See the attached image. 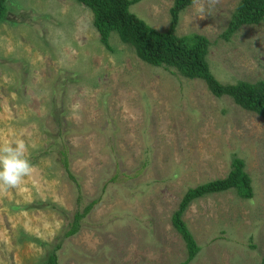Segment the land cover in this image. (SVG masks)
I'll return each mask as SVG.
<instances>
[{
    "label": "rangeland",
    "instance_id": "1",
    "mask_svg": "<svg viewBox=\"0 0 264 264\" xmlns=\"http://www.w3.org/2000/svg\"><path fill=\"white\" fill-rule=\"evenodd\" d=\"M240 0H195L177 36L209 41L222 85L264 79V22L221 38ZM173 0L130 12L165 32ZM0 23V264H180L171 217L189 189L244 162L253 198L234 191L192 203L183 221L190 264L264 262V120L201 80L142 63L132 48L99 42L75 0H7ZM65 151L69 169L62 166ZM97 201L64 238L74 215Z\"/></svg>",
    "mask_w": 264,
    "mask_h": 264
},
{
    "label": "trees",
    "instance_id": "2",
    "mask_svg": "<svg viewBox=\"0 0 264 264\" xmlns=\"http://www.w3.org/2000/svg\"><path fill=\"white\" fill-rule=\"evenodd\" d=\"M92 14V26L99 37V42L107 51H113L109 45V37L115 34L119 42L133 49L136 57L144 64L174 70L175 73L188 80H201L215 98L228 97L243 110L253 113L264 120V79L255 84L237 83L222 85L212 75L209 63V41L202 35L188 34L177 36L176 29L180 15L195 0H173L169 10V27L165 32L152 29L143 20L130 12V8L144 0H75ZM7 0H0V23L5 21ZM264 22V0H240L236 6L227 28L221 38L229 41L243 26L253 27ZM67 178L76 183L78 193L80 187L69 169L65 151L59 153ZM234 191L242 200L253 198L251 179L245 172L244 162L235 159L231 170L221 180H215L196 188L189 189L180 201L177 210L171 217L173 229L181 238L186 248V259L180 264H190L198 255L197 246L192 234L183 221L189 206L205 196ZM97 201L87 205L82 213L77 212L64 238H71L79 232L81 220L90 213ZM56 246L48 255L47 260L39 264H57ZM260 264H264L261 262Z\"/></svg>",
    "mask_w": 264,
    "mask_h": 264
}]
</instances>
